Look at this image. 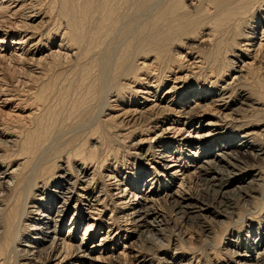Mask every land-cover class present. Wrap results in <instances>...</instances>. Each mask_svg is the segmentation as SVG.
Wrapping results in <instances>:
<instances>
[{"label":"bare ground","instance_id":"6f19581e","mask_svg":"<svg viewBox=\"0 0 264 264\" xmlns=\"http://www.w3.org/2000/svg\"><path fill=\"white\" fill-rule=\"evenodd\" d=\"M43 36L50 47L39 49ZM9 41L15 45L10 50ZM5 65L22 85L49 80L29 91L31 106L47 104L48 87L59 84L65 73L64 83L56 86L65 89L59 91L62 100L74 93L66 117L58 119L52 106L49 117L41 115L43 104L42 111L35 106L41 111L38 116H32L36 109L16 114L17 105L9 107L17 98L8 93ZM248 109L252 115L264 112V0H0V143L8 147H0V163H6L0 172V264H151V254L143 247L149 252L163 243L168 223L163 205L184 224L200 220L207 204L195 202L200 194L191 196V182H201L217 204L226 201L228 206L227 200L237 194L228 189L239 179L235 171L264 158V145L254 137L259 133L264 138V127L255 133L248 125H236L239 113ZM105 110L113 114L99 119ZM23 118H29L22 122L29 128L23 125L27 129L21 132L11 123ZM86 121H91L88 126ZM195 122L200 130H188L184 137ZM228 125L238 139L225 130L220 136L226 138L216 142L215 136ZM81 127L88 130L83 142L63 137L68 128L76 133ZM87 140L94 144L87 146ZM112 141H128L126 150L138 151L139 169L135 163L124 172L114 168L112 151L119 153L120 148L109 146ZM148 141L156 146L144 149ZM62 157L66 166L55 167L54 160ZM221 159L230 168L224 175L214 169ZM71 161L73 173L67 167ZM151 163L150 175H143ZM142 185L149 195L140 190ZM109 187L119 190L115 199ZM242 188L246 191L237 187ZM109 203L121 212L117 216L112 209L114 214L103 222ZM69 207L73 214L66 224ZM28 219L34 220L27 230L33 232L22 243ZM209 232L203 229L205 237ZM127 234L130 243L120 246ZM260 250L257 260L264 255V248ZM173 254L171 264H193V256L176 250ZM238 255L235 264H254L242 262L245 254Z\"/></svg>","mask_w":264,"mask_h":264},{"label":"rangeland","instance_id":"374dc122","mask_svg":"<svg viewBox=\"0 0 264 264\" xmlns=\"http://www.w3.org/2000/svg\"><path fill=\"white\" fill-rule=\"evenodd\" d=\"M45 28L46 27L44 26V27H41L40 29H38L37 30V36H40L45 31ZM37 36H36V38H37ZM39 39H41L37 43V47L39 49L40 48H45L46 49L47 47H50V45L48 46V43H46V38L44 36L42 38H39ZM13 44H14L13 42L9 41L7 43V47L6 48H8V50L13 49L15 47V45H13ZM4 71H5V73H3V77H4V80H5V84H6V86H8L7 88L9 89L8 93L10 95L12 94L13 99L15 97V99L17 98L19 100H22V101H18L16 99V100L11 101L10 104H9V107H13L14 105L15 106L17 105V108L13 107V109L14 110L16 109L15 110L16 114H19V115L20 114L21 115H23V114L26 115V114L30 113V111L35 110L36 107H39V109H41L42 108V104L44 102L40 103L41 105L39 104L38 106L36 104H33V106H31L32 105V103H31L32 102V97H31V92H29V91H34V90L37 91L39 88L42 87V84H43V82L45 80H42L43 78L42 79L39 78V80H38V78L34 79V77H32V79H34V80H32V81L29 80L24 85H22L21 82H19V83L16 82L17 75L16 76L14 75L16 73L12 72L11 69L6 68V65L3 68V72ZM37 71H38V69L36 70L35 74H37ZM231 73L232 72H230L229 75H232ZM61 75H62V79H60L61 81L59 80V84H58V81H56V83L54 84L55 86L53 85V83H52V85L50 84V86L48 85L49 86L48 87L49 89L47 91L48 95L47 94L46 95L50 96L49 97L50 99L47 100L45 98L47 100V102L44 99L45 103H47V104H43V108H42L43 109V114H41V115L45 114L46 117H49L51 115V113H50L51 110L50 109H51V106H52L53 107L52 110L55 109L57 111V115H59L58 119L59 118L62 119V118L66 117L67 113L71 109V105L73 104V98H74L73 91L72 90H71L72 92L69 91L70 93H72L71 95H70V93H69V95L65 94L67 96H65L63 94L65 97H63L64 99L62 100V99H60V97L62 98V93L59 92V91H64L65 89H62V90H60V89L58 90L57 89L59 85L64 83L63 76H65L66 74L63 73ZM48 81L49 80H46L45 83L48 82ZM40 84H41V86H40ZM56 85H58V86H56ZM187 85H190V84H187ZM53 87H55L56 89H54ZM54 90H55V93H57V91H58L61 94L57 93L58 95H55ZM49 91H51L53 94L51 92H49ZM49 93H50V95H49ZM160 96L165 98V99H167V100H169V98H170V96H162V95H160ZM56 97L57 98L59 97V99L57 100ZM54 98H55V100H57V102L59 104L58 103L57 104L54 103V102H56L55 100H53ZM51 99H52V101H51ZM152 99H153L152 96H149V100H152ZM26 100H27V102H25ZM60 100L62 102L64 101L65 104L64 103H60L61 102ZM69 101H70V105H69ZM141 101H143V99L142 100L140 99V102ZM28 102L31 105L30 104L28 105ZM149 102H152V101H148V103ZM16 103H18V104H16ZM50 104H55L58 107L56 106V108H55V105H50ZM63 104L66 105L67 107L68 106H70V107H68V109H67V107L64 106ZM59 105L60 106L62 105V106L60 107ZM30 106L32 107V110L30 109L31 108ZM45 106H47L48 108H45ZM237 106H238V104L235 107H237ZM59 107L60 108L64 107V109L60 110ZM44 108H45V111H44ZM57 108H59V109H57ZM39 109L38 110L36 109L37 111L36 110L33 111V113L34 112L35 113L38 112V113H36V115L35 114L32 115L33 117L40 115V112L42 111V109H41V111H39ZM6 110H8V107L5 108V111ZM55 110H54V112L56 113ZM67 110H68V112H67ZM249 110L250 109H248L246 111H243V112L241 111L239 113L240 114V118H239L240 122L237 123L236 125H238V126H239V124H240V126L241 125H244V126L248 125V126H250L249 128L251 129V131H254L255 133H258L264 127V112H261L260 114H253L252 115L251 111H249ZM46 111H47V114L49 112L50 115L48 114V116H47ZM60 111H62V112H60ZM58 112H59V114H58ZM104 112L105 113H103L102 116H99V119L108 118L109 115L111 116V114H113L112 111H109V110H105ZM27 119H29V118H27ZM112 119H110V120H112ZM24 120H25L24 118L22 120L20 119V121L18 120L17 124H16V120H14L15 123L13 122V124L11 123V125L12 126L13 125L16 126L18 128V130H20L22 132L24 129L26 130L27 128H29L28 124L22 123ZM26 120H25V123L27 122ZM114 120H116V119H114ZM114 120L112 121V123L114 122ZM90 122L86 121L85 124L88 126V124ZM91 124L95 125L94 122H92ZM23 125L27 126V128H25ZM200 126L201 125L197 124L196 122L193 125V127L192 126H188L187 130L185 129V132H183V136L186 137L188 135V133H189L188 130H190V132H193V130H195L197 128V131H199L200 130ZM228 126H230V125H228ZM19 128H21V129H19ZM233 128L234 127L230 126V128L226 127V129H224V130L221 129L219 135L215 136L216 142L222 143L221 140L226 138V136H222V135L220 136V134L225 132V130L230 131V132H234L235 136L238 135V133H236V131H234ZM80 129H81L80 132H76L75 133L74 128H71V129L68 128L65 131V133L63 134V137L65 139H68L69 137L70 138L71 137H75V138L79 137L80 140H78V139H76V140L80 141V142L81 141L83 142V140H85V136L84 135H86L88 130L87 129L84 130L85 128L83 129V127H81ZM71 130L74 133H72ZM172 135L174 136V134L169 133V136H172ZM254 137H255V139L257 138L255 140L256 142H258L260 145H264V138L262 136H259V133L257 134V137H256V135H254ZM234 139L237 140L238 137L236 136V137H234ZM248 139H251V138H248ZM92 141L93 140H87L86 141V145L87 146H90V145L92 146V144H94ZM256 142H254V144H256ZM108 144H109V146L112 144L113 149L116 148V146H118L120 148L119 153L115 152V154H114V151H112L113 152L112 155H116V160H115L116 167H114V168H117V170H119V171L121 170V172H124L126 170L124 168L125 166L126 167L128 166V168H130V166H131L130 163H135L136 165L139 164V165H137V167L139 169L140 160L138 159V157L136 155L138 151L134 150V148L132 149L131 147H128V148H131L129 150V152H128L126 150L127 145H130V143H128V141H127V143H124V144L122 142L117 143L115 141H112L111 143L109 142ZM149 144H152L153 146H156V143L154 144L153 141L151 143L148 141L147 143H144V146H143L144 149H146ZM6 145H7V143H2V144L0 143V147L2 149H3V147L5 149ZM121 146H122V149H121ZM132 147H134V146H132ZM1 148H0V150H1ZM6 148H8V147H6ZM105 148H107V147H105ZM101 150H104V149L102 148ZM190 156L191 155H189V157ZM57 159L54 160L55 161L54 162V166L56 167V166H59V164H60L61 168H64V165H65L64 162L66 161L64 159V157H62L60 159L57 158ZM210 159H211V156H210ZM0 162H1V159H0ZM71 162H70L71 165L68 164L67 167L69 168V171H71V173H73V171L71 169H73L75 164L73 163V161H71ZM108 163H110V165H112V164H114V160H112V158H110ZM5 164L6 163H4V164L0 163V166H1L0 167V172L2 171V169H3L2 167ZM154 165H155V163H151L147 167L145 166V173L143 175H150V172H151L150 166L153 167ZM217 165L218 166L216 168H214V169L215 170L216 169H220L221 171L223 170L222 171L223 175L225 173L224 170L226 171V169H228V170L230 169L228 166H226V163L222 159L219 160V161L217 160ZM59 168L60 167L55 168V171L53 173L57 174ZM146 171L149 172V173H146ZM235 172H236V174L238 173L236 178H239V179L236 180L235 183H232L229 186L228 189H232L230 191L235 192L237 194H234L233 196H230V199L227 200L228 201L227 203H229L228 206L225 204L226 201H224V204L222 203L223 205L220 204V203L217 204L218 200L217 201L213 200V198H212L213 194H212L211 190L207 186H204V185L202 186L201 182L193 181V183L191 182L189 184V191L188 192H193L194 193V194H191V196L195 197V194L199 191L198 193L200 194V197L196 198L197 201H195V202L198 203V202H203L204 201V203L206 202V204H207V205L202 206L203 208H206V210L201 211V213H202L201 217L203 215L204 216L200 220H197V218H194V219L191 218L192 221L190 220L189 223H185L184 224V222H180L179 220H177L175 218V216H173V214L168 210L166 205H163V208H164L163 211H165V218L167 219V222H168V223H166V227H165V229L166 228L167 229L163 231V234L161 236L162 237L161 238L162 239L161 242H163V243H161L160 245L156 246V248L155 247L152 248L149 252H148V250L145 247H143V249L147 251V252L143 251L144 253L146 252L145 254H147V253L151 254L150 255L152 257V259H151L152 263L151 264H171L172 263L171 262L172 261L171 258L173 257V255H174L173 253H174L175 250H176V252H178V255L181 254L183 256H186V258L190 259L193 256V259H192L193 264H235L238 261L236 259V258L239 257V255L236 256L238 253L240 255L245 254L244 255V259H243L242 262L245 261V262L254 263V264H256V263L257 264H264V255L262 256V259H260V260L256 259V251L258 249H259V251H261L260 249L264 248V158L260 159V160H255V161H252V162L249 161L246 164H241V169L239 171H235ZM132 173H133V169L131 170V174ZM224 177H225L226 180H228L227 179L228 176H224ZM255 178L258 179V180H255L256 184L255 185H253V184L250 185L249 181H251V180H253ZM172 184H174V183H172ZM190 185H191V187H190ZM240 186H243L244 188H246V191L243 188H242L243 190H241L243 192L238 190L237 187H240ZM252 186H253V188L249 189ZM109 188H110L109 189V193H111L112 196H113V199H115L116 194H119V192H118L119 190L112 189V187H109ZM207 188L209 189L208 191H207ZM49 189H53V187H49ZM158 189H159L158 186H156L153 189V191L154 190H158ZM140 190H143V192L146 193L147 195L150 194V192H149L150 190L148 189V187L146 185H142ZM45 191H47V190H45ZM240 192H241V194H240ZM198 193L196 195H199ZM128 196H129V194H127V197ZM130 197H131V194H130ZM35 202H36L35 206H38L39 205L38 203H40L38 200L37 201L35 200ZM108 202H110V201H108ZM73 204H74V201H71L69 206L72 207ZM71 207H69V209H68V211L66 213V216H65V221H63L66 224L68 223L70 217L73 214V209ZM34 209H36V207ZM103 209H104V212H105L103 214V216H101L103 222L106 221V219L108 220V217L111 214L115 213L117 216H119L120 212H121L119 206L116 205L114 208H112V205L110 203L106 206V210H105V208H103ZM112 209H114V213H111ZM31 216H34V215L30 214V217ZM118 220H120V221H117V224L122 225L123 224V221H121L122 219H118ZM193 221H194V223H193ZM120 222H122V223H120ZM25 223L27 224V225L25 224L27 229L25 227V230L22 231V232H24V234H22V236H21L22 243H26L28 241V236H32V232L33 231L32 230L27 231V230H28V227H29L28 224L34 223V220L32 221V219L31 220L28 219V220H26ZM52 224L53 223L51 222L50 225H52ZM126 226L129 227V225H126ZM204 228L208 229V232L210 230L209 237H205L206 233H203V229ZM66 230H67V225H65V227H63V229L61 230V233L65 234ZM102 231L103 230H101V232ZM81 232H82V227H79L78 236H80ZM131 239H132V236L130 234H127V237H126V239L124 241L123 240H119V242H120L119 245L121 244V245H126L127 246L130 243ZM95 240L96 239H92L91 241H89L90 242L89 245H91ZM77 241H78V238H77ZM136 243H138V245H139V244H141V241L137 240ZM175 246H177L179 249L177 247H175ZM109 247L115 248L117 251L121 250V247L116 246V245L109 244ZM116 250H113V251H116ZM230 251H232V252H230ZM235 251L237 252V254L236 255H232V253L235 252ZM174 260H176V259H174Z\"/></svg>","mask_w":264,"mask_h":264}]
</instances>
